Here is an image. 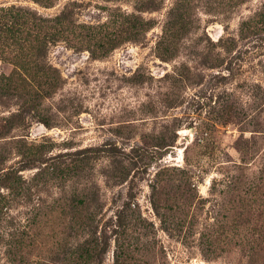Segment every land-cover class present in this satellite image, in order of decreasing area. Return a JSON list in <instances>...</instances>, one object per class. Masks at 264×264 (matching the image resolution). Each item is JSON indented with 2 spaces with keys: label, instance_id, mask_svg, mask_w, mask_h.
Listing matches in <instances>:
<instances>
[{
  "label": "rangeland",
  "instance_id": "rangeland-1",
  "mask_svg": "<svg viewBox=\"0 0 264 264\" xmlns=\"http://www.w3.org/2000/svg\"><path fill=\"white\" fill-rule=\"evenodd\" d=\"M0 264H264V0H0Z\"/></svg>",
  "mask_w": 264,
  "mask_h": 264
}]
</instances>
